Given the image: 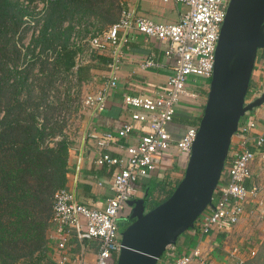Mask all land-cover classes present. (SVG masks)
<instances>
[{
	"label": "built area",
	"instance_id": "2783aa9c",
	"mask_svg": "<svg viewBox=\"0 0 264 264\" xmlns=\"http://www.w3.org/2000/svg\"><path fill=\"white\" fill-rule=\"evenodd\" d=\"M171 1L182 3L186 7L176 22H155L146 17L132 16L128 10L122 9L117 20L106 28L86 37L80 36L72 43L73 46L79 47L84 42L88 45V52H91L108 45L116 46L118 42L125 40L124 35L127 32H136L145 38L154 37L166 41L165 55L171 58L173 63L171 74L160 92L153 96L125 94L121 97L124 106L144 112H132L130 118L147 121L148 128L135 142L126 146L124 159L117 160L102 150L114 142L116 137L125 136L131 129L130 123L123 124L116 134L107 131L87 132V137L94 141L95 164L120 166L113 174L109 185L111 194L104 199L102 208L78 203L66 187L58 188L52 193L48 222L53 228L56 240L51 246L50 261L47 264H115L120 249L121 228L118 212L128 200L135 197V182L138 178L153 169L152 155L171 146L186 158L190 153L197 124L188 126L175 142L171 141L166 125L171 121L175 106L182 98L196 96L195 92L187 89L189 81L196 86L207 88L220 25L229 0ZM83 61L78 54L75 65ZM152 65L150 59H146L142 64L144 67ZM107 67L109 71L106 86L101 91L82 95L78 100L80 108L90 111L103 109L104 91L116 83L113 75L114 61L108 63ZM71 71H74V67ZM245 113L242 115L244 119L241 125L239 124L231 135L234 140L231 142L230 153L224 159L222 171H226L227 180H218L209 204L190 228L195 229L199 235L208 234L212 230L229 232L241 217L244 205L258 193L257 186L247 182L251 176L253 149L261 147L264 143V120L261 129L249 137L247 132L255 129L256 124L253 117ZM71 237L79 242H95L93 256L88 257L87 251L71 255ZM167 247L165 257L169 258V264H209L198 245L184 252L174 251L173 245Z\"/></svg>",
	"mask_w": 264,
	"mask_h": 264
},
{
	"label": "crops",
	"instance_id": "0c3cea01",
	"mask_svg": "<svg viewBox=\"0 0 264 264\" xmlns=\"http://www.w3.org/2000/svg\"><path fill=\"white\" fill-rule=\"evenodd\" d=\"M110 7H114V13L110 19H106L99 10L96 13L80 14V27L76 30L81 33V37L106 28L117 20L122 9L128 10L132 16L146 17L155 22H176L179 15L186 10L184 4L171 0L166 2L162 0H111ZM124 38L125 40L118 42L116 46L108 45L101 50H92L91 52H88L86 43L82 42L79 46L81 50L78 54L83 58V63L89 62L93 53L105 56L109 60L108 63L114 61L113 75L116 83L115 86L104 91L105 101L102 110L82 109L78 105V100L85 93L101 91L106 86L109 71L106 64L91 70L86 81L80 85L74 83L75 90H70L71 93L75 92L76 96L79 93L80 96L75 99L77 103L69 106V110L78 109L80 114L73 118L68 115L69 120L66 122L70 145L67 149L65 187L72 192L78 203L94 208H102L104 199L111 194L109 185L113 174L120 165L95 164L94 141L87 137V132L107 131L116 134L123 124L130 123L131 129L125 136L116 137L114 142L102 150L117 160L124 159L126 146L135 142L148 128L147 121L130 118L132 112H144L124 106L121 103V97L125 94L153 96L160 92L171 74L173 63L172 59L165 55L166 41L154 37L145 38L136 32H127ZM146 59L152 60L153 65L142 66ZM69 78L74 82V75H69ZM195 87L200 86H196L195 83H192L190 87L187 85L189 91L195 92L196 99L182 98L175 106L171 121L166 125L172 142L177 141L188 126L196 125L198 122L206 95V87L201 86L203 90L200 92ZM262 92H264V58L261 57L253 64L244 102L248 103L254 100ZM190 99H195V101ZM245 114L255 120V129L247 132V135L252 137L261 129L264 120V100ZM243 119L244 116L238 119L236 127L241 125ZM233 140L234 137H231L227 154L230 153ZM253 152L254 156L250 163L251 176L247 184L257 186L258 193L253 200L244 205V211L238 222L226 233L212 230L208 234L199 235L195 229L186 230L179 235L175 242L177 252H184L188 248L198 245L201 253L207 257L209 264H238L241 262V256L246 252V247L252 248V244L257 241L261 230H258L257 234L255 231V236H251V240L246 241L249 231L247 225L257 222L261 223V226L264 225V143L261 147L254 148ZM186 159V156L173 146L167 150L155 152L152 155L153 169L135 182L136 195L128 200L118 212L119 223L128 220L131 209L138 200H142L143 208L147 210L165 198L180 180ZM219 180H227L226 171L221 172ZM146 206L149 207L146 209ZM47 236L51 241L50 244H53L56 238L51 226L47 231ZM259 241L260 238L255 243H259ZM69 242L71 255L87 251L88 257L93 256L95 242L91 240L79 242L74 237H71ZM247 243H250V247L246 245ZM243 247L245 248L243 249ZM160 258L164 259L162 255ZM158 260L155 264L158 263Z\"/></svg>",
	"mask_w": 264,
	"mask_h": 264
},
{
	"label": "trees",
	"instance_id": "16d2710c",
	"mask_svg": "<svg viewBox=\"0 0 264 264\" xmlns=\"http://www.w3.org/2000/svg\"><path fill=\"white\" fill-rule=\"evenodd\" d=\"M110 5L111 0H45L35 44L41 50H53L52 62L37 53L27 58L22 68H9L7 61L15 62L19 57L13 37L29 12L18 0H0V264L50 261V201L56 189L65 187L70 145L61 109L69 108L68 103L77 96L74 93L68 98L71 92L67 88L63 90L65 101L54 103L47 96L56 82L68 80L80 85L91 70L107 65L108 58L96 53L89 62L75 65L81 48L69 44L67 34L71 19L78 14L76 20L99 10L110 19L114 13ZM64 21H68L66 28L62 27ZM35 61L39 64L37 73L32 70ZM164 259L169 262V258ZM238 264H264V236L255 255Z\"/></svg>",
	"mask_w": 264,
	"mask_h": 264
},
{
	"label": "water",
	"instance_id": "95a60500",
	"mask_svg": "<svg viewBox=\"0 0 264 264\" xmlns=\"http://www.w3.org/2000/svg\"><path fill=\"white\" fill-rule=\"evenodd\" d=\"M264 50V0H229L196 133L183 173L161 202L144 210L138 200L120 231L115 264H155L209 204L238 119L264 100L245 103L256 51Z\"/></svg>",
	"mask_w": 264,
	"mask_h": 264
},
{
	"label": "rangeland",
	"instance_id": "374dc122",
	"mask_svg": "<svg viewBox=\"0 0 264 264\" xmlns=\"http://www.w3.org/2000/svg\"><path fill=\"white\" fill-rule=\"evenodd\" d=\"M18 2L22 6H26L28 8L29 15H25L22 18L21 24L16 29V33L13 37V40L16 42V48L18 49L19 57L15 62H13L12 60H8L7 61L8 67L11 68L12 66H16L17 68H22L26 63L25 60L27 58H33V56L37 53L39 54L40 57H43L42 59H46L47 61L52 62L53 57H54L53 50L52 49L41 50L40 45L35 44V37L38 35V32L40 30V26H41V22H42V19L44 16V9L43 8H44L45 0H18ZM78 16H79V14L76 17H74L73 19H71V22H70L71 29L69 30V33L67 34V36H68L67 41L69 42V44L73 43L74 39L78 40L79 37L81 36V33L76 30L77 28L80 27V24H79L80 20H76V18ZM67 24H68V21H64L62 23V27L66 28ZM35 31H36V34H35ZM60 39H62V38H60ZM263 54H264V51H262L260 49L257 50L254 63L258 59H260ZM38 65H39L38 61H35V63L33 64V67H32L33 72H36V73L38 72V70H39ZM56 84L57 85L55 86V88L50 89L48 96H47L48 99L53 100L54 103H57L59 100L65 99L64 94H63L64 89L67 88L68 92H70V90H72V91L75 90V85L68 80H60V83L56 82ZM191 84H192V82L189 81L187 84L188 87H190ZM205 89L207 90V88H205ZM74 93L75 92L69 93L68 98L73 97ZM79 96H80V94L78 93L77 98H79ZM193 98L196 99V97H193ZM195 99L194 100L190 99V100L195 101ZM204 100H205V97H204ZM75 102L77 103L76 100H73V101L69 102L68 105H70V106L74 105ZM69 109L70 108H67L66 110L61 109V112L64 114V117L67 118V119L65 118L66 122L69 120L68 115L70 117L72 116V118H73L75 115L80 114V111H78V109H76V110H69ZM63 114H60V115H63ZM148 207L149 206H146V209ZM256 220H260V219H256ZM253 222H256V221H253ZM118 223H119V220H118ZM258 223L259 222L255 223V224L250 223L247 225L249 231L247 230L248 231V236H247L248 238L246 239V241H250L251 236H255V231L257 234V231L261 230V231H259V237L257 239V241H258L260 238L259 243L261 242V240L264 236V225L261 226V223L260 224H258ZM126 224H127V220H123V221H121V223H119V227L122 229ZM257 241H254V243L252 244V248L249 245L250 243L246 244L250 248H247L245 246L246 247L245 250L247 253L245 252L241 256V262L243 260L252 258L255 255L256 250H258V245H259V243H255ZM172 245L174 246V251H175V243ZM245 247H243V249ZM167 250H168V247L163 252L164 256L162 254V256L164 258L166 256L165 254H166ZM161 263L162 264H169L166 260L160 258L158 260L157 264H161Z\"/></svg>",
	"mask_w": 264,
	"mask_h": 264
}]
</instances>
